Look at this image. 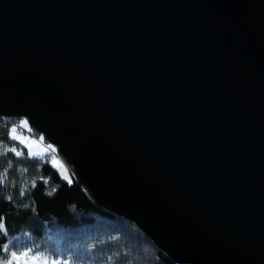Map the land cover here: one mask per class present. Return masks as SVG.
I'll use <instances>...</instances> for the list:
<instances>
[{
  "label": "water",
  "instance_id": "1",
  "mask_svg": "<svg viewBox=\"0 0 264 264\" xmlns=\"http://www.w3.org/2000/svg\"><path fill=\"white\" fill-rule=\"evenodd\" d=\"M0 115L178 264H264V0H0Z\"/></svg>",
  "mask_w": 264,
  "mask_h": 264
},
{
  "label": "trees",
  "instance_id": "2",
  "mask_svg": "<svg viewBox=\"0 0 264 264\" xmlns=\"http://www.w3.org/2000/svg\"><path fill=\"white\" fill-rule=\"evenodd\" d=\"M17 121L0 115V261L32 252L69 264H178L135 223L100 206L58 150L30 155L10 134ZM53 154L70 180L51 165Z\"/></svg>",
  "mask_w": 264,
  "mask_h": 264
},
{
  "label": "rangeland",
  "instance_id": "3",
  "mask_svg": "<svg viewBox=\"0 0 264 264\" xmlns=\"http://www.w3.org/2000/svg\"><path fill=\"white\" fill-rule=\"evenodd\" d=\"M18 124L13 125V127L10 129V134L13 138L18 140L20 143H22L26 148L30 155L33 156H41L47 153L48 147L51 148L53 152L56 147L44 137V135L40 132H33L30 123L25 117H18ZM13 124V123H12ZM26 129V132L24 131ZM53 157L51 158V165L58 171V173L61 175V177L65 180H70L71 175L68 172L67 168L63 164V161L59 158V156L53 154ZM108 210V209H107ZM24 253V252H20ZM20 253H17L18 255ZM29 253L28 257H21L20 258V264H25V260L31 261L32 257H36V264H52V261H55L53 259H50L46 256H43L41 254H34ZM169 256V255H168ZM170 257V256H169ZM13 264H16L14 261ZM60 264H69V263H60Z\"/></svg>",
  "mask_w": 264,
  "mask_h": 264
},
{
  "label": "snow or ice",
  "instance_id": "4",
  "mask_svg": "<svg viewBox=\"0 0 264 264\" xmlns=\"http://www.w3.org/2000/svg\"><path fill=\"white\" fill-rule=\"evenodd\" d=\"M3 224L0 223V229H3ZM29 253L28 252H24V253H20L19 255L16 252H12L11 256L9 259H7L6 261H0V264H13V262L15 261L16 264H20V258L21 257H28ZM36 257H32L31 261L25 260V264H36ZM52 264H60L59 261H52Z\"/></svg>",
  "mask_w": 264,
  "mask_h": 264
},
{
  "label": "built area",
  "instance_id": "5",
  "mask_svg": "<svg viewBox=\"0 0 264 264\" xmlns=\"http://www.w3.org/2000/svg\"><path fill=\"white\" fill-rule=\"evenodd\" d=\"M48 150H49V151H52L51 148H49V147H48Z\"/></svg>",
  "mask_w": 264,
  "mask_h": 264
},
{
  "label": "bare ground",
  "instance_id": "6",
  "mask_svg": "<svg viewBox=\"0 0 264 264\" xmlns=\"http://www.w3.org/2000/svg\"><path fill=\"white\" fill-rule=\"evenodd\" d=\"M57 151V150H56ZM61 156H63V155H61ZM64 157V156H63Z\"/></svg>",
  "mask_w": 264,
  "mask_h": 264
}]
</instances>
